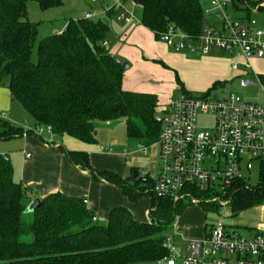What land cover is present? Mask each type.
I'll list each match as a JSON object with an SVG mask.
<instances>
[{
	"label": "trees",
	"instance_id": "1",
	"mask_svg": "<svg viewBox=\"0 0 264 264\" xmlns=\"http://www.w3.org/2000/svg\"><path fill=\"white\" fill-rule=\"evenodd\" d=\"M28 1L0 0V86L6 85L35 126L95 143L96 123L123 119L129 138L154 144L159 134L157 96L123 89L124 63L103 46L109 24L84 16L70 19L61 32L37 40L35 60L38 23L27 18ZM34 1L41 9L62 4V0ZM131 1L141 9L140 23L157 37L171 25L195 37L206 23L203 0ZM106 13L115 16L114 10ZM217 87L218 82L202 93L210 94ZM23 131L0 118V139ZM31 132L28 129L27 134ZM65 153L93 177L120 187L131 200L152 193L149 221H137L119 206L100 223L92 219L83 197L60 192L48 194L35 210H28L24 203L28 186L13 178L9 158L0 153V264H139L156 263L166 255L163 230L183 208L182 202L156 195L148 178L138 188L114 172L93 169L86 152L65 149ZM259 162L256 184L236 178L224 195L233 215L264 203V158Z\"/></svg>",
	"mask_w": 264,
	"mask_h": 264
},
{
	"label": "crops",
	"instance_id": "2",
	"mask_svg": "<svg viewBox=\"0 0 264 264\" xmlns=\"http://www.w3.org/2000/svg\"><path fill=\"white\" fill-rule=\"evenodd\" d=\"M224 1L228 9L235 13L234 15L230 11L231 14L242 19L243 23L254 20V24L249 25L250 31L261 29L264 32V0H237V6L233 0ZM94 5L91 10L97 11L98 16H107V11L103 9L106 5L104 2ZM109 19L108 51L121 62H127V68L123 72V89L155 94L158 99L156 112L166 106L176 91L204 92L217 82L218 89L236 79L239 83L244 74L254 81L250 85H258L263 92L259 95L241 96L264 106V57L250 59V66L247 67V60L235 50L213 48L207 54L197 50L175 51L141 23L126 24L117 20L113 14ZM58 32L59 29L53 30V33ZM23 109L20 102L11 98L6 85H1L0 118L22 127L18 116L23 113ZM32 121L29 125L24 124L22 128L33 129L34 119ZM105 124L112 125L111 121ZM115 130L113 128L112 132L116 133L117 128ZM46 131L44 135L31 132L26 136L12 137L10 139L17 143L15 151H11V155L0 152L9 158L13 167V178L23 186H28L25 204H29L36 197L41 199L50 193L60 192L85 198L87 208L97 221L103 223L107 221L110 210L119 206L127 208L135 220L149 221L150 211L153 210L152 193L145 192L131 200L117 185L103 178L93 177L87 169L73 163L67 157L65 149L86 152L93 169L114 172L127 179L129 184L137 183L139 188L145 186L147 178L150 180L148 183L153 184L157 175L159 148L156 142L141 151L138 148L139 142L129 138L125 130V138L115 140L112 136L107 140L111 146L121 148L114 151L103 147L98 138L95 143H86L67 134L57 136ZM133 171L144 177L145 181L134 182ZM179 202H182L183 208L165 230L169 228L173 238L179 236L186 240L188 248L190 240L202 238L209 230L211 224L205 219L208 208L204 204L201 206V203L187 204L183 200ZM256 211H259V215L254 217ZM238 215L242 216L238 222L252 233L257 227H264V204L243 210Z\"/></svg>",
	"mask_w": 264,
	"mask_h": 264
},
{
	"label": "built area",
	"instance_id": "3",
	"mask_svg": "<svg viewBox=\"0 0 264 264\" xmlns=\"http://www.w3.org/2000/svg\"><path fill=\"white\" fill-rule=\"evenodd\" d=\"M203 1L206 23L199 35L191 36L171 25L160 32L158 38L175 51L197 50L207 54L213 48L235 50L247 60V67L250 59L264 57V32L261 29L250 31L253 19L243 23L231 14L224 0ZM102 2L106 4L104 11L114 10L117 20L126 24L140 23L135 14L139 7L136 2ZM96 14L97 11L92 10L84 17L93 19ZM103 46L109 50L107 40L103 41ZM252 83L247 74L239 80L241 87ZM199 113L214 115L212 128L197 130ZM155 120L159 125L156 141L159 168L152 191L173 202L189 198L191 203H200L195 196L197 192L225 199L232 181L241 177L242 163L250 170L254 159L264 158V106L236 92L224 97L181 92L156 112ZM44 129L51 131L48 127L35 126L33 133L40 134ZM27 133L25 128L22 135ZM146 147L143 143L138 145L141 151ZM168 240L170 237L165 242L167 254L156 260V264H176L177 254ZM182 264H264V227H257L252 235L245 236L228 231L221 219L211 223L202 238L188 242V253L183 256Z\"/></svg>",
	"mask_w": 264,
	"mask_h": 264
},
{
	"label": "rangeland",
	"instance_id": "4",
	"mask_svg": "<svg viewBox=\"0 0 264 264\" xmlns=\"http://www.w3.org/2000/svg\"><path fill=\"white\" fill-rule=\"evenodd\" d=\"M101 3L102 0H98L96 3L91 2V0H62L61 5L47 9H41L36 1L29 0L27 2V18L33 22L38 23L36 41L32 52V58L36 60V43L38 39L52 34L53 30L55 31V29H59V31L61 32V30L64 29V27L66 26L67 22L70 19H77L78 17L84 16V14L88 10H91L92 7L95 6L94 4L97 5ZM230 11H232V13L235 15L232 9ZM135 14L137 18H140L141 9L139 7L135 9ZM98 15L96 14V16H94L93 19L94 20L101 19L106 22H111L108 16L104 17ZM122 62L125 63L126 61L124 60ZM181 92L182 91H176L174 97L180 95ZM230 92H236L239 95L248 96V95H259L260 93L263 92V90L258 85H248L247 87H240L238 83V79H236L226 83L222 88L212 90L210 95L211 97H224L228 95ZM191 93L193 95H200L202 91L192 90ZM21 112L23 113L18 116V121L22 124V127H24L23 126L24 124L29 125L30 123L33 122L32 121L33 117L25 109H23ZM196 120H197V130L203 131L212 128L214 122V115L212 113H208V114L199 113L196 117ZM111 124L112 125L107 126L104 122L96 123L95 124L97 131L96 136L98 140L100 139V141L102 142V146L105 147L107 150L114 149V151H117L118 149L121 148H117V146L115 147L114 145L111 146L109 143H107V140H109L112 136L114 137L115 140L116 139L121 140L125 138V130H126L125 122L123 119H118L111 121ZM113 128L114 130L115 128H117L116 133L112 132ZM46 132L47 131L44 129L41 132V135H44ZM54 140L57 141L56 138H54ZM16 144L17 143L13 139L0 140V152L7 155H11L12 153L11 151L14 152L16 149ZM259 171H260L259 159H254L252 161V168L250 170H247L244 166V163H242V167L239 171V174L241 176L240 178L245 182L254 185L259 180ZM195 196L197 197L198 200H201L200 202L201 206L202 204H204L208 208V210L205 213V219L208 224L214 223L221 219L225 223L226 229L230 232L239 233L245 236H249L254 233V232L252 233L250 229L246 228L244 225H241L240 222H238V220L240 221L242 219V216L240 217L238 214L233 215L229 206V202H230L229 198H225V199L218 198L210 193H202L197 195L195 194ZM183 202L187 204L191 203L189 198L183 199ZM29 204H27V206H29ZM257 215H259V211H256L253 216L255 217ZM98 222L103 223L100 220H98ZM163 235L170 237V240L168 241L170 245L174 247V250L177 254L176 264H182L183 256L188 253V248H186L187 241L179 236H175L173 238V234L169 231V228L163 230ZM164 242H166V239ZM139 264H156V263L141 262Z\"/></svg>",
	"mask_w": 264,
	"mask_h": 264
},
{
	"label": "water",
	"instance_id": "5",
	"mask_svg": "<svg viewBox=\"0 0 264 264\" xmlns=\"http://www.w3.org/2000/svg\"><path fill=\"white\" fill-rule=\"evenodd\" d=\"M123 67H124V68H127V64L124 63V64H123ZM132 180H133L134 182H139V181H145V178H144V177H140L139 174H138L136 171H133V173H132ZM40 201H41L40 198H38V197L34 198V199L30 202V204H29V206L27 207V209H28V210H35V209L40 205Z\"/></svg>",
	"mask_w": 264,
	"mask_h": 264
}]
</instances>
